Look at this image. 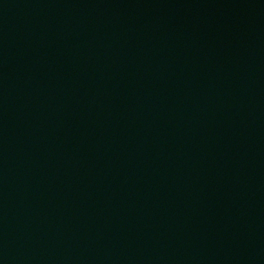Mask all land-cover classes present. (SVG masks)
<instances>
[{"label":"water","instance_id":"95a60500","mask_svg":"<svg viewBox=\"0 0 264 264\" xmlns=\"http://www.w3.org/2000/svg\"><path fill=\"white\" fill-rule=\"evenodd\" d=\"M0 264H264V0H0Z\"/></svg>","mask_w":264,"mask_h":264}]
</instances>
